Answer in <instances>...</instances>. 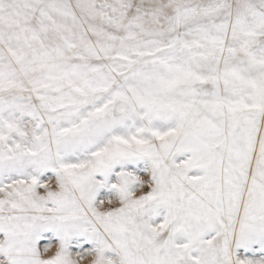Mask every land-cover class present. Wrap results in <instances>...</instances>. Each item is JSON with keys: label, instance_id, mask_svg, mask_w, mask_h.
<instances>
[{"label": "snow or ice", "instance_id": "6c2138e0", "mask_svg": "<svg viewBox=\"0 0 264 264\" xmlns=\"http://www.w3.org/2000/svg\"><path fill=\"white\" fill-rule=\"evenodd\" d=\"M264 264V0H0V264Z\"/></svg>", "mask_w": 264, "mask_h": 264}, {"label": "rangeland", "instance_id": "374dc122", "mask_svg": "<svg viewBox=\"0 0 264 264\" xmlns=\"http://www.w3.org/2000/svg\"><path fill=\"white\" fill-rule=\"evenodd\" d=\"M85 264H86V262H85Z\"/></svg>", "mask_w": 264, "mask_h": 264}]
</instances>
